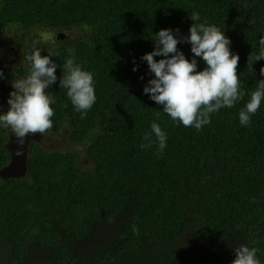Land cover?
<instances>
[{"label":"trees","instance_id":"1","mask_svg":"<svg viewBox=\"0 0 264 264\" xmlns=\"http://www.w3.org/2000/svg\"><path fill=\"white\" fill-rule=\"evenodd\" d=\"M193 12L232 41L245 92L199 131L144 94L154 74L141 59L161 29L189 35ZM5 25L51 33L41 49L58 65L46 133L67 146L29 135L23 174L0 178V264H232L242 244L264 264V100L249 126L239 122L264 79V59L247 65L264 35V0H0ZM177 48L193 58L189 43ZM67 58L93 75L84 118L59 87ZM153 122L167 135L159 155L155 143L140 147ZM9 141L0 127V172L15 165Z\"/></svg>","mask_w":264,"mask_h":264},{"label":"clouds","instance_id":"2","mask_svg":"<svg viewBox=\"0 0 264 264\" xmlns=\"http://www.w3.org/2000/svg\"><path fill=\"white\" fill-rule=\"evenodd\" d=\"M189 17L194 23L187 36L179 35V29L175 30L174 35L170 28L155 33L154 50L141 57L154 74L143 92L157 105L163 106V112L172 121L199 131L202 126L211 123V114L222 108L234 107L244 98L245 92L240 89L237 74L239 55L230 50L232 41L217 26L206 21L200 22L198 12H193ZM72 33H69L71 38ZM61 36L63 39L64 35ZM179 43L191 45V60L178 50ZM258 43L259 51H253L247 57L248 66L252 67L254 62L264 59V35L260 36ZM41 51L34 47L29 54L23 56L21 63L28 66V74L11 81L14 90L7 100L8 110L0 113V127L10 129L20 146L16 156L23 155V145L29 135H43L53 127L51 117L54 110L50 105L55 103V99L46 90L57 81L58 65L51 59L52 54L42 56ZM154 57L163 58L157 61ZM196 58L203 61V70H198ZM137 69L138 66L133 71ZM259 73L264 77V67L259 69ZM3 77L4 73L0 70V78ZM59 87L67 90V97L74 109L84 118L96 101L92 73L82 70L74 58H67ZM262 100L264 79L258 80L255 90L250 93V99L239 111L242 126L251 124V117L260 108ZM153 135L155 141L152 139ZM143 141L145 143L140 145L142 149L151 148L155 143L159 155L166 147L167 135L159 124L153 122L151 133H146ZM132 231L139 234V229L135 226ZM257 251L256 248L243 244L234 248L235 259L232 264H260L256 258Z\"/></svg>","mask_w":264,"mask_h":264},{"label":"flooded vegetation","instance_id":"3","mask_svg":"<svg viewBox=\"0 0 264 264\" xmlns=\"http://www.w3.org/2000/svg\"><path fill=\"white\" fill-rule=\"evenodd\" d=\"M35 30V28H32L27 31L19 25H5L0 31V70L4 73V77L0 78V87L6 89V92L0 91V113L8 110L7 100L10 92L14 90L11 87V81L27 76L26 73L22 72L21 60L23 55L30 53L34 46H38L40 49L50 46L33 41ZM6 131L9 134L10 141L11 139L16 140L10 129H6ZM31 139L32 137L29 136L25 142L27 143Z\"/></svg>","mask_w":264,"mask_h":264},{"label":"rangeland","instance_id":"4","mask_svg":"<svg viewBox=\"0 0 264 264\" xmlns=\"http://www.w3.org/2000/svg\"><path fill=\"white\" fill-rule=\"evenodd\" d=\"M77 34H78V31H76V33H72V37H75V35ZM79 34H81L80 31H79ZM59 36H60V32L59 34H57V37ZM51 39H52V35L49 31H37L36 30L34 32L33 41L35 43L48 45L49 43H51ZM34 47L38 48V46H34ZM34 47H32V49ZM0 91L6 92V89L3 87H0ZM37 136H38L37 137L38 141L44 146H48V145H53V146H58V147H63L64 145L67 146L66 135L62 133L54 132V135H49L48 133H45L43 135L37 134ZM19 147L20 146L17 144L16 140L11 139L9 150L11 152V158L14 161L15 165L10 167L9 169H6L3 172H0V178H4L6 176H17V175L23 174V170L21 169L23 168L24 161H25V144L23 145V155L16 156L15 153Z\"/></svg>","mask_w":264,"mask_h":264}]
</instances>
